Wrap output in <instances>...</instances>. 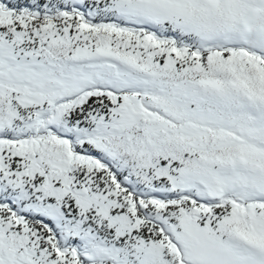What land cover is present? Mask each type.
Returning <instances> with one entry per match:
<instances>
[{
	"label": "snow or ice",
	"instance_id": "1",
	"mask_svg": "<svg viewBox=\"0 0 264 264\" xmlns=\"http://www.w3.org/2000/svg\"><path fill=\"white\" fill-rule=\"evenodd\" d=\"M0 264H264V0H0Z\"/></svg>",
	"mask_w": 264,
	"mask_h": 264
}]
</instances>
